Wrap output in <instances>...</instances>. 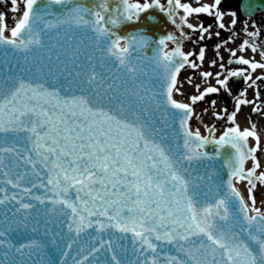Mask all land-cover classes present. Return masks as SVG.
<instances>
[{"label": "snow or ice", "instance_id": "obj_1", "mask_svg": "<svg viewBox=\"0 0 264 264\" xmlns=\"http://www.w3.org/2000/svg\"><path fill=\"white\" fill-rule=\"evenodd\" d=\"M221 3L24 0L10 37L0 13V264H264V211L234 184H264L261 137L235 123L252 101L232 91L258 89L264 63L218 39L217 70L200 73L215 84L192 103L174 97L181 71L206 59L207 45L185 50L192 33L221 37L190 17L228 30ZM151 10L173 29L143 22ZM246 34L241 48L264 55V32ZM222 90L235 110L214 115L234 126L217 137L193 104Z\"/></svg>", "mask_w": 264, "mask_h": 264}, {"label": "flooded vegetation", "instance_id": "obj_2", "mask_svg": "<svg viewBox=\"0 0 264 264\" xmlns=\"http://www.w3.org/2000/svg\"><path fill=\"white\" fill-rule=\"evenodd\" d=\"M243 0H228V6L230 10L231 21L237 19V25L235 28H231L232 33L226 38L229 39V44L226 45V48H231L236 50L237 56L245 55L246 58H251L254 61L264 63V55H258L257 53L252 52L250 49L244 51L241 48L243 41L246 39H251L247 36V31H255L257 26L264 32V0H245L246 1V10L243 11L241 3ZM198 1L194 0L193 4H197ZM232 12L236 13V16L231 15ZM245 15H252L251 18H247ZM261 40L264 41V37H261ZM225 49H222L225 52L227 59L232 58L228 55V52ZM232 67H240V65H233ZM253 78L255 79L258 75H264V72L257 69L256 72L252 73ZM243 84L244 89H246V97L251 103L247 105H241L240 108H245L246 115L237 112V115L240 116L247 125L248 129L253 127L255 124L256 131L261 137V150L257 153V158L264 157V83L259 84V88L256 87H246V82L243 80H238L236 84ZM250 83V82H249ZM238 90L233 92L237 93ZM257 91L261 95H257ZM226 102L235 101L232 96H229V99L223 98ZM260 109V111H257ZM230 114V113H229ZM237 120V118H236ZM226 120H220L217 118V126L227 123ZM216 126V127H217ZM251 143L255 146V139L250 138Z\"/></svg>", "mask_w": 264, "mask_h": 264}, {"label": "rangeland", "instance_id": "obj_3", "mask_svg": "<svg viewBox=\"0 0 264 264\" xmlns=\"http://www.w3.org/2000/svg\"><path fill=\"white\" fill-rule=\"evenodd\" d=\"M133 1L136 2V0H133ZM140 2H144V0H140ZM19 3H20L19 11H13L10 3L7 6L0 5V13L6 14L4 17V24L6 25L5 34L8 35L9 37L11 36V29L13 27H15L16 24H18L19 21L23 18V11L25 10L24 0H19ZM220 7H225L227 9L226 6H223V3H221ZM223 11L226 13L225 10H223ZM209 18H210V22L214 21L213 17H209L207 15L205 17H201V19H203V22L205 24L209 23ZM217 31H219L220 33L223 32L219 28L217 29ZM197 39H198V37L196 36V34H193V40L196 41L195 47L190 46L193 44L192 42H186L184 44L185 50L186 51H193V50L198 51V45H200V42ZM212 43H213V41L209 40L206 44L210 45ZM201 45H205V43H202ZM210 50H212V49L210 48ZM214 58H215V56H214ZM211 59H213L212 53H210V55H209L208 62L205 63V61H204L199 69L193 70V69L187 67L184 70V72L181 73L182 75L178 80V87L180 88V92H174V97L178 101L185 102V103H192V101H191L192 95L199 94V92H201L204 88L211 86L213 82L215 83L214 79L210 78L209 80L205 81L203 79V77L200 75V73L202 71H213V72H215L217 70L216 67H213L211 65ZM188 80H192L193 83L189 84L187 82ZM196 84L200 85L199 89L196 88ZM216 96L217 95H215V94H210L208 97H206L205 101L197 102L196 104H193L196 115L201 116L202 112L205 113V117L201 116V119L205 120L204 121L205 123H210L212 121V111H211L212 106L210 104V101L212 99H214ZM205 108L208 109L207 112L204 111ZM197 111L199 112V114H197L198 113ZM198 126H200V125H198V124L195 125V118H194L193 129L195 130V128ZM200 130H201V127H200ZM252 164H251V167H253ZM263 170H264V166H261V170L258 169L257 172L259 173L260 171H263ZM246 188H247V201L249 203V206L250 207L252 206L251 197H252V195H255V198H256V205L255 206L257 208H260L262 211H264V184H261L260 182H258L257 187L252 192H249V188H250L249 184Z\"/></svg>", "mask_w": 264, "mask_h": 264}, {"label": "water", "instance_id": "obj_4", "mask_svg": "<svg viewBox=\"0 0 264 264\" xmlns=\"http://www.w3.org/2000/svg\"><path fill=\"white\" fill-rule=\"evenodd\" d=\"M141 20L145 23L160 25L162 30L171 31L173 29V26L171 25L170 21H168L166 15L159 10H151L149 13L143 14ZM238 181L240 180L238 179Z\"/></svg>", "mask_w": 264, "mask_h": 264}, {"label": "bare ground", "instance_id": "obj_5", "mask_svg": "<svg viewBox=\"0 0 264 264\" xmlns=\"http://www.w3.org/2000/svg\"><path fill=\"white\" fill-rule=\"evenodd\" d=\"M201 1L206 2V3H212L213 2V0H201ZM216 135L218 137V134H216ZM246 169H249V162L246 166ZM237 181L238 180H236V182H235L236 187L240 190V192L244 196L245 200H247V188L246 187L248 186L247 185L248 182L246 180H240V182L239 181L237 182Z\"/></svg>", "mask_w": 264, "mask_h": 264}]
</instances>
